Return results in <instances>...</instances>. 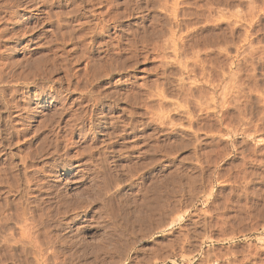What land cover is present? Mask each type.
<instances>
[{
	"label": "rangeland",
	"instance_id": "374dc122",
	"mask_svg": "<svg viewBox=\"0 0 264 264\" xmlns=\"http://www.w3.org/2000/svg\"><path fill=\"white\" fill-rule=\"evenodd\" d=\"M0 6V264H264V0Z\"/></svg>",
	"mask_w": 264,
	"mask_h": 264
},
{
	"label": "bare ground",
	"instance_id": "6f19581e",
	"mask_svg": "<svg viewBox=\"0 0 264 264\" xmlns=\"http://www.w3.org/2000/svg\"><path fill=\"white\" fill-rule=\"evenodd\" d=\"M83 1V0H82ZM88 1V0H87ZM100 1V0H99ZM126 1V0H125ZM145 1V0H144ZM159 1V0H158ZM163 1H165V0H163ZM176 1V0H175ZM43 2V1H42ZM109 2V1H108ZM157 2V1H156ZM169 2V1H168ZM172 2V1H171ZM4 3V2H3ZM95 3V2H94ZM100 3V2H99ZM153 3V2H152ZM87 4V3H86ZM93 4V3H92ZM164 4V3H163ZM90 5V4H89ZM103 5V4H102ZM173 5V4H172ZM105 6V5H104ZM110 6V5H109ZM159 6V5H158ZM161 6V5H160ZM163 6H165V5H163ZM170 6V5H169ZM168 6V7H169ZM1 7V6H0ZM136 7V6H135ZM138 7V6H137ZM237 7V6H236ZM164 8V7H163ZM166 8V7H165ZM171 8V7H170ZM169 8V9H170ZM29 9V8H28ZM68 9V8H67ZM70 9V8H69ZM174 9V8H173ZM250 9H252V8H250ZM16 10V9H15ZM18 10V9H17ZM72 10V9H71ZM102 10V9H101ZM106 10V9H105ZM137 10V9H136ZM61 11V10H60ZM66 11H68V10H66ZM120 11V10H119ZM44 12H46V11H44ZM70 12V11H69ZM103 12V11H102ZM105 12V11H104ZM127 12V11H126ZM250 12H252L251 10H250ZM62 13V12H61ZM92 13V12H91ZM113 13V12H112ZM120 13V12H119ZM123 13V12H122ZM175 13H176V11H175ZM11 14V13H10ZM55 14V13H54ZM69 14V13H68ZM68 14L66 15V16H68ZM115 14V13H114ZM171 14H173V13H171ZM16 15V14H15ZM93 15V14H92ZM154 15V14H153ZM47 16V15H46ZM59 16V15H58ZM98 16V15H97ZM138 16V15H137ZM171 16V15H170ZM249 16H250V14H249ZM253 16V15H252ZM48 17V16H47ZM61 17V16H60ZM63 17H65V16H63ZM102 17V16H101ZM140 17V16H139ZM50 18V17H49ZM250 18V17H249ZM253 18V17H252ZM5 19V18H4ZM10 19V18H9ZM8 19V20H9ZM16 19V18H15ZM14 19V20H15ZM48 19V18H47ZM46 19V20H47ZM119 19V18H118ZM126 19V18H125ZM174 19V18H173ZM58 20V19H57ZM96 20V19H95ZM113 20H115V19H113ZM158 21V20H157ZM6 22V21H5ZM51 22V21H50ZM83 22H85V21H83ZM20 23V22H19ZM57 23V22H56ZM59 23V22H58ZM64 23V22H63ZM77 23V22H76ZM81 23V22H80ZM93 23V22H92ZM97 23V22H96ZM158 23V22H157ZM62 24V23H61ZM86 24H87V21H86ZM90 24V23H89ZM34 25V24H33ZM32 25V26H33ZM41 26V25H40ZM102 26V25H101ZM104 26V25H103ZM57 28V27H56ZM81 28V27H80ZM93 28V27H92ZM91 28V29H92ZM159 28V27H158ZM26 29V28H25ZM121 29V28H120ZM73 30V29H72ZM56 31V30H55ZM59 31V30H58ZM68 31V30H67ZM84 31V30H83ZM70 32V31H69ZM72 32V31H71ZM91 32V31H90ZM127 32H128V29H127ZM130 32V31H129ZM132 32V31H131ZM59 33V32H58ZM73 33V32H72ZM85 33V32H84ZM98 33V32H97ZM86 34V33H85ZM55 35V34H54ZM60 35V34H59ZM68 35V34H67ZM90 35V34H89ZM56 36V35H55ZM54 36V37H55ZM81 37V36H80ZM122 37V36H121ZM56 38V37H55ZM89 38V37H88ZM77 39V38H76ZM110 39V38H109ZM56 41V40H55ZM79 41V40H78ZM88 41H90V40H88ZM83 42V41H82ZM55 43V42H54ZM103 43V42H102ZM128 43V42H127ZM109 44V43H108ZM80 45V44H79ZM106 45V44H105ZM114 46V45H113ZM113 48V47H112ZM60 49V48H59ZM77 49V48H76ZM105 49V48H104ZM110 49V48H109ZM120 49V48H119ZM71 50V49H70ZM108 50V49H107ZM175 50V49H174ZM227 51V50H226ZM114 52V51H113ZM118 52V51H117ZM116 52V53H117ZM52 53V52H51ZM67 53V52H66ZM79 53H81V51L79 52ZM85 54H87V53H85ZM131 54V53H130ZM236 54V53H235ZM78 56V55H77ZM240 56V55H239ZM102 57V56H101ZM112 58V57H111ZM232 59V58H231ZM244 59V58H243ZM52 60V59H51ZM80 60V59H79ZM93 60V59H92ZM120 60V59H119ZM124 60V59H123ZM129 60V59H128ZM198 60V59H197ZM73 61V60H72ZM115 62V61H114ZM204 62H205V60H204ZM195 63V62H194ZM206 63V62H205ZM2 64V63H1ZM103 64V63H102ZM184 64V63H183ZM87 65V64H86ZM92 65V64H91ZM116 65V64H115ZM55 66V65H54ZM96 67V66H95ZM87 68V67H86ZM94 69V68H93ZM97 69V68H96ZM99 69H101V68H99ZM99 69H97V70H99ZM121 69V68H120ZM184 69V68H183ZM187 69V68H186ZM84 70V69H83ZM114 70V69H113ZM117 70V69H116ZM82 71V70H81ZM92 71V70H91ZM84 72V71H83ZM108 72H111V71H108ZM236 72V71H235ZM96 73V72H95ZM239 73V72H238ZM237 73V74H238ZM80 74V73H79ZM203 74H204V72H203ZM14 75V74H13ZM69 75V74H68ZM95 75V74H94ZM105 75H108V74H105ZM99 76V75H98ZM103 75H101V77H102ZM14 77V76H13ZM13 77H12V79H13ZM206 77V76H205ZM230 77V76H229ZM234 77V76H233ZM238 77V76H237ZM4 78V77H3ZM201 78V77H200ZM55 79V78H54ZM92 79V78H91ZM210 79V78H209ZM2 80V79H1ZM78 80V79H77ZM94 80V79H93ZM52 81H54V80H52ZM66 81H68V79L66 80ZM92 81V80H91ZM201 81V80H200ZM198 82V81H197ZM225 82V81H224ZM12 83V82H11ZM71 83V82H70ZM74 83H76V82H74ZM13 84V83H12ZM16 84V83H15ZM84 84V83H83ZM216 84V83H215ZM244 84V83H243ZM210 85V84H209ZM225 85V84H224ZM227 85V84H226ZM67 86V85H66ZM234 86V85H233ZM214 87H216L215 85H214ZM232 87V86H231ZM239 88V87H238ZM74 89V88H73ZM102 89H103V87H102ZM224 89V88H223ZM230 89V88H229ZM1 91V90H0ZM222 91V90H221ZM90 92V91H89ZM224 93V92H223ZM233 93V92H232ZM235 93V92H234ZM15 94V93H14ZM120 94V93H119ZM60 95V94H59ZM221 95V94H220ZM224 95V94H223ZM239 95V94H238ZM10 96V95H9ZM105 96V95H104ZM123 97H125V96H123ZM88 98V97H87ZM99 98V97H98ZM116 98V97H115ZM221 98H223V97H221ZM19 99V98H18ZM31 99V98H30ZM20 100V99H19ZM68 100V99H67ZM119 100V99H118ZM210 100V99H209ZM75 101V100H74ZM98 101V100H97ZM234 101V100H233ZM232 101V102H233ZM15 102V101H14ZM18 102V101H17ZM121 102V101H120ZM79 103V102H78ZM92 103V102H91ZM221 104V103H220ZM15 106V105H14ZM219 107V106H218ZM69 108V107H68ZM69 110V109H68ZM148 112V111H147ZM50 113V112H49ZM187 114V113H186ZM154 115V114H153ZM167 115V114H166ZM56 116V115H55ZM152 116V115H151ZM163 116V115H162ZM189 117V116H188ZM186 118V117H185ZM81 119V118H80ZM150 119V118H149ZM160 119V118H159ZM153 120V119H152ZM188 120V119H187ZM245 120V119H244ZM243 120V121H244ZM55 121V120H54ZM149 121V120H148ZM154 121V120H153ZM54 123V122H53ZM90 123V122H89ZM247 123V122H246ZM64 124V123H63ZM73 124V123H72ZM240 124V123H239ZM67 125V124H66ZM248 125V124H247ZM53 126V125H52ZM114 127V126H113ZM246 127V126H245ZM70 129V128H69ZM247 129V128H246ZM52 130V129H51ZM121 130V129H120ZM131 130V129H130ZM10 131V130H9ZM37 131V130H36ZM68 131V130H67ZM71 131V130H70ZM92 131V130H91ZM122 131V130H121ZM248 132V131H247ZM3 133V132H2ZM252 133V132H251ZM80 134V133H79ZM109 135V134H108ZM228 135V134H227ZM245 135V134H244ZM56 136V135H55ZM249 136H250V134H249ZM68 137V136H67ZM70 137V136H69ZM64 139V138H63ZM104 139V138H103ZM70 140V139H69ZM8 141V140H7ZM16 142V141H15ZM15 142H14V145H15ZM49 142V141H48ZM20 143V142H19ZM51 143V142H50ZM57 143V142H56ZM65 143V142H64ZM71 143V142H70ZM99 143V142H98ZM100 144V143H99ZM66 145V144H65ZM3 146V145H2ZM68 146H70V145H68ZM112 146V145H111ZM95 147V146H94ZM9 148V147H8ZM17 150V149H16ZM23 151V150H22ZM89 151V150H88ZM111 152V151H110ZM10 153V152H9ZM26 153V152H25ZM18 154V153H17ZM28 154V153H27ZM117 154V153H116ZM80 155V154H79ZM27 156V155H26ZM19 157V156H18ZM25 157V156H24ZM34 157V156H33ZM72 157V156H71ZM23 158V157H22ZM42 158V157H41ZM97 158V157H96ZM25 160H27V159H25ZM104 161V160H103ZM154 161V160H153ZM20 162V161H19ZM46 162V161H45ZM115 162V161H114ZM155 162V161H154ZM14 163V162H13ZM29 164V163H28ZM47 165V164H46ZM27 166V165H26ZM29 166V165H28ZM27 166V167H28ZM55 166V165H54ZM4 167V166H3ZM37 167V166H36ZM9 168V167H8ZM24 170V169H23ZM22 170V171H23ZM37 170V169H36ZM7 173V172H6ZM34 174V173H33ZM37 174V173H36ZM10 175V174H9ZM24 175V174H23ZM23 178V177H22ZM6 179V178H5ZM12 179V178H11ZM27 181V180H26ZM34 182V181H33ZM5 184V183H4ZM30 184V183H29ZM62 185V184H61ZM13 186V185H12ZM28 187V186H27ZM62 187V186H61ZM11 188V187H10ZM39 189V188H38ZM49 189V188H48ZM50 190V189H49ZM9 192V191H8ZM39 192V191H38ZM63 192V191H62ZM5 194V193H4ZM22 194V193H21ZM59 194V193H58ZM24 195V194H23ZM63 195V194H62ZM152 195V194H151ZM6 197V196H5ZM36 197V196H35ZM154 197V196H153ZM151 198V197H150ZM47 199V198H46ZM151 199H153V198H151ZM42 201V200H41ZM70 201V200H69ZM155 201V200H154ZM56 202V201H55ZM12 203H14V202H12ZM16 204V203H15ZM155 204V203H154ZM1 205V204H0ZM158 205V204H157ZM13 206H14V204H13ZM61 206V205H60ZM68 207V206H67ZM71 207V206H70ZM7 208V207H6ZM5 208V209H6ZM20 208V207H19ZM49 208V207H48ZM45 209V208H44ZM36 212V211H35ZM20 213V212H19ZM33 213V212H32ZM81 213V212H80ZM13 214V213H12ZM36 214V213H35ZM75 215V214H74ZM1 216V215H0ZM21 216V215H20ZM75 217V216H74ZM23 219V218H22ZM49 219V218H48ZM33 220V219H32ZM45 220V219H44ZM8 221V220H7ZM69 221V220H68ZM14 222V221H13ZM20 222H21V220H20ZM1 223V222H0ZM23 223V222H22ZM21 224V223H20ZM17 225V224H16ZM5 226V225H4ZM15 226V225H14ZM26 226H28L27 224H26ZM26 226H25V228H26ZM57 226V225H56ZM22 227H24V226H22ZM29 227V226H28ZM187 227V226H186ZM27 229V228H26ZM22 230V229H21ZM28 230H30L29 228H28ZM184 230V229H183ZM45 231V230H44ZM75 231V230H74ZM24 232V231H23ZM25 232H26V230H25ZM28 232V231H27ZM26 232V233H27ZM77 232V231H76ZM148 234V233H147ZM26 235V234H25ZM28 235H29V233H28ZM77 235V234H76ZM3 236V235H2ZM8 237V236H7ZM31 237H32V235H31ZM51 237V236H50ZM56 237V236H55ZM26 238V237H25ZM187 238V237H186ZM205 238V237H204ZM17 239V238H16ZM20 239V238H19ZM208 239V238H207ZM210 239V238H209ZM28 240V239H27ZM51 240V239H50ZM185 240V239H184ZM2 241V240H1ZM10 241H11V239H10ZM13 241V240H12ZM16 241H18V240H16ZM40 241V240H39ZM186 241V244H187V241L188 240H185ZM260 241V240H259ZM263 241V240H262ZM9 242V241H8ZM28 242V241H27ZM42 242V241H41ZM57 242V241H56ZM19 243V242H18ZM3 244V243H2ZM10 244V243H9ZM14 244V243H13ZM16 244V243H15ZM49 244V243H48ZM184 244V243H183ZM25 245V244H24ZM4 246H6V245H4ZM9 246V245H8ZM264 246V245H263ZM174 247V246H173ZM166 249V248H165ZM164 249V250H165ZM168 249V248H167ZM172 249H174V248H172ZM39 251V250H38ZM37 251V252H38ZM176 251V250H175ZM46 252V251H45ZM60 252V251H59ZM252 252V251H251ZM34 253H36L35 251H34ZM55 253V252H54ZM62 253V252H61ZM174 253V252H173ZM182 253V252H181ZM33 254V253H32ZM44 254V253H43ZM166 254V253H165ZM184 254V253H183ZM167 255V254H166ZM247 255V254H246ZM49 256V255H48ZM168 256V255H167ZM184 256V255H183ZM47 257V256H46ZM154 257V256H153ZM157 257V256H156ZM31 258V257H30ZM33 258V257H32ZM54 258V257H53ZM56 258V257H55ZM248 258V257H247ZM56 259H58V258H56ZM206 259V258H205ZM42 260V259H41ZM55 260V259H54ZM209 261V260H208ZM36 262V261H35ZM44 262V261H43ZM245 262V261H244ZM37 263V262H36ZM201 263V262H200ZM204 263V262H203ZM48 264H50V263H48ZM55 264V263H54ZM202 264V263H201ZM211 264V263H210Z\"/></svg>",
	"mask_w": 264,
	"mask_h": 264
}]
</instances>
